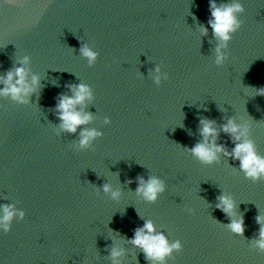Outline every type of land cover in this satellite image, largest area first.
Returning a JSON list of instances; mask_svg holds the SVG:
<instances>
[{"label": "water", "instance_id": "95a60500", "mask_svg": "<svg viewBox=\"0 0 264 264\" xmlns=\"http://www.w3.org/2000/svg\"><path fill=\"white\" fill-rule=\"evenodd\" d=\"M216 2L244 8L221 65L209 0H0V76L23 66L29 83L39 78L24 103L0 95V206L16 212L7 232L0 226V264H264L252 245L264 176L246 178L223 154L203 164L187 151L201 140V118L214 127L231 118L264 157L255 90L264 87V0ZM82 46L97 53L93 63ZM78 84L91 99L77 110L92 118L69 133L55 108ZM84 129L102 135L82 148ZM218 143L235 147L223 133ZM138 176L164 182L155 202L136 192ZM221 194L235 202L231 218L243 217V236L216 207ZM145 221L183 251L147 259L131 242Z\"/></svg>", "mask_w": 264, "mask_h": 264}, {"label": "clouds", "instance_id": "9594fccd", "mask_svg": "<svg viewBox=\"0 0 264 264\" xmlns=\"http://www.w3.org/2000/svg\"><path fill=\"white\" fill-rule=\"evenodd\" d=\"M209 11L211 19L208 20V25L211 27L214 37L218 40L215 48V62L217 65H221L225 60L222 49L227 47L232 34L237 32L242 26V22L237 20L235 14L242 13L244 8L238 2L218 5L216 0H209ZM201 29L202 33L207 35L208 29L203 26H201ZM79 51L89 60L90 64L97 58V53L87 46H82ZM20 63L21 65L27 64L28 58L25 57ZM155 71L159 72V68ZM27 75V70L23 66H19L15 67L14 70L7 71L4 76H0V84L4 85L0 89V95H10L13 100L20 101L21 103L26 102L23 98L33 93L35 91L34 86L39 84L37 76L33 75L31 83H29ZM155 81L159 84L160 77L156 76ZM68 88L73 95H61L55 111L58 119L61 121L60 127L69 133H75L79 126L86 125L92 118L90 113H82L77 110V105L83 104L86 99H91V91L84 84L68 85ZM255 90L256 95L264 97V87L256 88ZM105 122L110 123L108 120ZM199 123L201 140L187 149L191 155L203 164H211L218 160V154H223L229 159L239 161V169L245 173L246 178L256 181L264 176V157L257 154L252 141L242 139L246 134V129L244 132H241L240 126L231 118L227 120V123L220 124L219 127H214L216 125L215 120L207 118H201ZM221 133L227 135L231 143L235 145L230 151L226 143H218ZM100 135L102 134L96 130L84 129L80 133V147H88L90 142ZM128 183H132V181H128ZM136 183V192L142 194L144 199L150 202H155L158 195L165 191L164 182L154 176H149L147 180L143 176H138ZM102 188L105 193L111 191V186L107 183L102 185ZM111 195L113 198H117L120 193L118 191H111ZM217 200L219 202L216 204V207L223 211L230 220L228 224L230 230L236 235L243 236L245 231L243 217L241 216L239 220L231 218V214L236 207L234 200L223 194L219 195ZM0 211L3 212V216H0V226L7 232L9 230V223L16 215V212L13 206L8 204L0 206ZM188 211L191 213L193 210L189 209ZM19 215L22 218L24 214L21 212ZM255 219L260 228L258 236L252 240V245L261 253H264V216L257 215ZM131 242L135 246L140 247L149 260L163 261L173 250L178 252L183 251V245L180 241L169 244L162 233L156 234L151 221H145L143 227L136 229ZM110 254L113 258H116L121 255V252L113 248Z\"/></svg>", "mask_w": 264, "mask_h": 264}]
</instances>
